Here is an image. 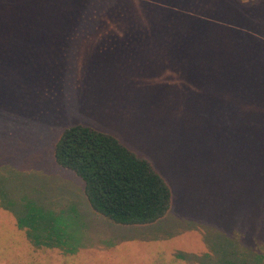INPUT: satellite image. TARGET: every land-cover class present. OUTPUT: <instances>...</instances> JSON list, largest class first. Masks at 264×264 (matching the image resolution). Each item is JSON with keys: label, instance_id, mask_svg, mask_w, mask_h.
<instances>
[{"label": "rangeland", "instance_id": "374dc122", "mask_svg": "<svg viewBox=\"0 0 264 264\" xmlns=\"http://www.w3.org/2000/svg\"><path fill=\"white\" fill-rule=\"evenodd\" d=\"M65 1L82 26L165 30L128 31L152 39L130 44L109 38L134 34L0 25V264H222L234 234L227 226L246 235L247 212L227 217L231 199L220 188H238L240 146L248 158V140L264 139V94L255 108L246 94H201L193 83L207 67L218 81L232 64L264 81V0ZM77 124L153 165L172 188L165 217L123 225L93 210L83 180L54 155ZM32 217L53 219L55 246L31 242Z\"/></svg>", "mask_w": 264, "mask_h": 264}, {"label": "trees", "instance_id": "16d2710c", "mask_svg": "<svg viewBox=\"0 0 264 264\" xmlns=\"http://www.w3.org/2000/svg\"><path fill=\"white\" fill-rule=\"evenodd\" d=\"M78 3L81 2L77 0L71 2V4ZM12 4L20 10L13 8ZM69 4L65 0H14L13 2L0 0V13L3 15L2 18L0 14V25L30 31H47L41 29L50 28L60 30L68 27L88 28V30L106 27L165 30L138 25L82 26L85 25L83 14L79 16V21L76 20V14L70 18L71 11L67 9L71 7ZM7 9L13 10L18 17L15 18L6 11ZM30 9L34 12H27ZM70 22L73 26H70ZM66 23L68 26H65ZM171 34L175 36L177 33ZM172 40L171 44H178L176 40L173 42ZM243 57L245 54L239 55L237 60ZM221 70L222 78H218L217 81L215 79L217 77L212 75V68L207 67L202 72L203 77L201 75L202 78L193 84L197 86L198 83L201 94H246L249 106V98L255 103V108L260 106L258 94H264V81L260 79L262 77L260 74L251 73L244 66L237 64H232L229 69L222 65ZM248 142V152H250L248 158L242 156L245 145L243 149L241 146L239 148V157L245 162L243 164L242 160L236 164L237 173L232 185L237 184L238 188L233 185L232 190L225 189L226 186L229 187L225 184L224 190L222 188L220 190L231 199L227 207V217L231 216L234 210L245 215V211L243 212L245 208L247 214L242 221L247 228L246 235L249 240H246V235L238 232L235 226H227L224 223L219 225L223 233L227 229L234 228V234L229 235L231 237L228 238L231 242L230 255L219 261L222 264H264V241L261 242V239L264 240V139L253 137ZM54 155L60 166L74 171L83 180L85 194L93 210L114 223L123 225L155 223L165 217L171 207L172 188L165 179L147 159L139 157L113 135L82 124L73 125L61 134L55 145ZM243 165L247 169L245 177L242 175ZM262 218L261 226L252 222ZM33 219L34 217L30 219V229L27 230L31 242L36 247L55 246L51 233L53 219L48 217L45 221H41L44 224H38L39 222L36 223ZM251 242H254V247L244 245L245 243L249 245Z\"/></svg>", "mask_w": 264, "mask_h": 264}, {"label": "crops", "instance_id": "0c3cea01", "mask_svg": "<svg viewBox=\"0 0 264 264\" xmlns=\"http://www.w3.org/2000/svg\"><path fill=\"white\" fill-rule=\"evenodd\" d=\"M96 31H104V35L108 36H128L134 34L135 37L133 38H126V37H117V38H109L114 41H124L130 42V44H149L152 39L145 37L144 35L147 33H127L128 31H147L143 29H136V28H95ZM152 44V43H151ZM206 185V184H205ZM209 207L208 205H206ZM204 209V208H203ZM207 212V209H204Z\"/></svg>", "mask_w": 264, "mask_h": 264}]
</instances>
